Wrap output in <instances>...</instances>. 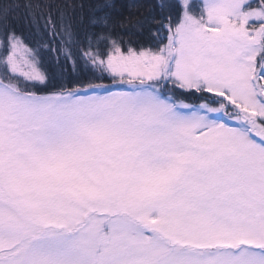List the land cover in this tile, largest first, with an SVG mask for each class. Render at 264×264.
<instances>
[{
	"label": "snow or ice",
	"instance_id": "1",
	"mask_svg": "<svg viewBox=\"0 0 264 264\" xmlns=\"http://www.w3.org/2000/svg\"><path fill=\"white\" fill-rule=\"evenodd\" d=\"M126 7L0 0V264H264V0Z\"/></svg>",
	"mask_w": 264,
	"mask_h": 264
},
{
	"label": "trees",
	"instance_id": "2",
	"mask_svg": "<svg viewBox=\"0 0 264 264\" xmlns=\"http://www.w3.org/2000/svg\"><path fill=\"white\" fill-rule=\"evenodd\" d=\"M21 3H23V0H20ZM34 2L39 3H45V2H52V0H34ZM55 3H63L64 0H54ZM74 3H84L85 5L89 4H95L100 2V0H72ZM141 4H153L155 5L156 0H138ZM113 3L117 5V7L120 9L121 12H123L125 15L127 14V0H113ZM145 12H147V9H144ZM24 10L21 9L19 12V19L17 21H14V23L21 29L27 31V25L24 22ZM63 63V61H61ZM67 71L71 72V64L66 65Z\"/></svg>",
	"mask_w": 264,
	"mask_h": 264
}]
</instances>
